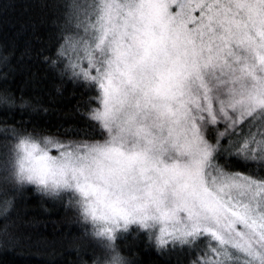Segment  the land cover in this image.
Returning a JSON list of instances; mask_svg holds the SVG:
<instances>
[{"label":"snow or ice","instance_id":"1","mask_svg":"<svg viewBox=\"0 0 264 264\" xmlns=\"http://www.w3.org/2000/svg\"><path fill=\"white\" fill-rule=\"evenodd\" d=\"M53 8L43 60L81 88L89 123L51 133L0 120L12 141L0 168L63 190L57 200L78 195L82 222L109 235L138 223L176 264H264V0ZM19 244L0 234V248Z\"/></svg>","mask_w":264,"mask_h":264},{"label":"trees","instance_id":"2","mask_svg":"<svg viewBox=\"0 0 264 264\" xmlns=\"http://www.w3.org/2000/svg\"><path fill=\"white\" fill-rule=\"evenodd\" d=\"M87 1L78 0L85 6ZM56 3L71 4L72 0H0V90H8L17 99L28 98L35 106L0 107V120H6L9 128L25 123L28 128L56 133L69 125L82 128L89 123L77 111L84 108L78 104L81 88L61 80L43 60L44 56L54 58ZM9 53L6 68L2 57ZM4 127L0 125V145L12 143ZM67 199H46L31 187L19 193L11 213L0 217V234L7 228L20 238V244L11 250L0 248V264H92L100 248L89 238L90 223L82 222L76 208L65 207ZM117 237L122 251L139 254L134 264H176V256L158 253L148 244L147 231L136 225ZM182 259L188 264L187 255Z\"/></svg>","mask_w":264,"mask_h":264},{"label":"clouds","instance_id":"3","mask_svg":"<svg viewBox=\"0 0 264 264\" xmlns=\"http://www.w3.org/2000/svg\"><path fill=\"white\" fill-rule=\"evenodd\" d=\"M0 78H3L0 75ZM11 102H8V101ZM0 107H35L31 104L28 98L17 99L14 94L8 90H0ZM7 183L12 186V190L3 191L0 190V217L7 216L15 207L17 195L23 192L26 188L31 187L36 194L50 200H57L60 196H64L65 192L61 189H57L48 186L46 189L38 185L35 181H29L26 177L20 178L18 174H15V170L10 166L0 168V184ZM80 199L76 195L71 200L68 198L66 205L68 207L79 208L77 201ZM130 225V224H129ZM120 225L113 227L111 234L102 230V226H94L90 223V231L88 233L89 238L97 243L100 248V253L94 258L92 264H134V261L138 258V253L132 255L122 251L117 244V233L127 232L128 226ZM141 227V226H140ZM143 230V228L141 227Z\"/></svg>","mask_w":264,"mask_h":264},{"label":"rangeland","instance_id":"4","mask_svg":"<svg viewBox=\"0 0 264 264\" xmlns=\"http://www.w3.org/2000/svg\"><path fill=\"white\" fill-rule=\"evenodd\" d=\"M91 3H92V0H88V1H87V5H88V4H91ZM134 225H136V226H138L139 228H141L140 225H139L138 223L130 224L128 227H130V226H134ZM143 230H145V229H143ZM145 231H147V230H145Z\"/></svg>","mask_w":264,"mask_h":264}]
</instances>
